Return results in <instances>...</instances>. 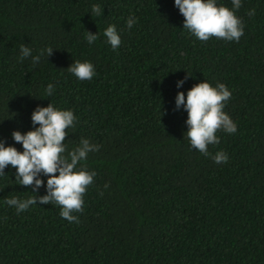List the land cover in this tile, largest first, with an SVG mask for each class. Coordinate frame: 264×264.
Segmentation results:
<instances>
[{
    "label": "trees",
    "instance_id": "obj_1",
    "mask_svg": "<svg viewBox=\"0 0 264 264\" xmlns=\"http://www.w3.org/2000/svg\"><path fill=\"white\" fill-rule=\"evenodd\" d=\"M241 3L237 43L190 35L174 0H0V140L23 151L12 133L34 130L33 111L51 103L77 117L68 151L81 139L99 145L77 165L96 173L78 223L55 204L18 214L5 199L46 195L47 177L32 193L11 166L0 175V264H264V0ZM85 31L98 39L89 44ZM21 45L53 53L21 62ZM74 61L96 75L78 80L67 71ZM201 82L227 86L224 111L237 125L217 133L209 156L191 147L175 105ZM219 151L227 163L213 161Z\"/></svg>",
    "mask_w": 264,
    "mask_h": 264
},
{
    "label": "clouds",
    "instance_id": "obj_2",
    "mask_svg": "<svg viewBox=\"0 0 264 264\" xmlns=\"http://www.w3.org/2000/svg\"><path fill=\"white\" fill-rule=\"evenodd\" d=\"M232 9L218 5L217 0H174V5L183 16V29L201 42H207L210 38L223 39L225 41L239 42L244 35L242 20L236 16V10L242 6L241 0H231ZM91 11L96 16L102 14L99 5H92ZM249 16L255 15V9L248 12ZM136 23L134 17L127 20L128 28ZM107 42L113 50L120 47L122 41L115 25H109L104 33ZM85 38L89 44L98 39V34L85 31ZM20 61L32 57L33 64L40 61L45 54L50 57L53 49H42L38 55L33 56L32 50L20 46ZM80 81L91 80L95 75L94 65L90 62L74 61L67 69ZM184 80L177 82V88L184 84ZM46 95L51 96L54 86L49 84L45 90ZM232 96L231 91L223 83L213 87L208 82L195 84L187 91L178 92L175 98L176 109L183 106L187 112L186 136L193 149L202 155L209 156L208 147L218 145L219 131L228 134L237 132V125L224 111L226 103ZM77 117L71 110H59L51 103L47 107H37L31 121L34 130L25 134L19 131L12 133V139L22 145L23 151L14 146H5L0 140V175H5V169L11 166L16 170V181L20 186L31 187L32 193H36L44 186L41 176L47 177L44 196L35 195L27 199L17 197L6 198L8 206H14L17 213L24 212L37 202L42 205L55 204L61 209L60 216L70 223H78V217L73 213H79L84 208V196L88 188L94 183L95 172H89L84 168L77 169V165L87 159L90 152L99 151V145H93L88 139H81L79 146L68 151L65 141L68 137V129L75 126ZM38 125V127H37ZM216 164L227 163L228 154L224 151L212 156ZM107 187V185H106Z\"/></svg>",
    "mask_w": 264,
    "mask_h": 264
}]
</instances>
